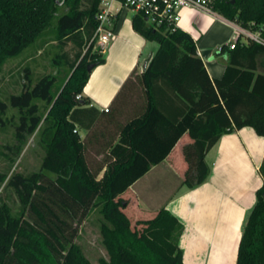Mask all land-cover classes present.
I'll return each instance as SVG.
<instances>
[{
    "label": "trees",
    "instance_id": "16d2710c",
    "mask_svg": "<svg viewBox=\"0 0 264 264\" xmlns=\"http://www.w3.org/2000/svg\"><path fill=\"white\" fill-rule=\"evenodd\" d=\"M100 3L0 0V72L8 58L48 33L78 48L73 58L66 51L54 58L69 68L59 87L52 74L33 82L26 67L23 89L7 100L0 97V127L11 121L6 114L15 108L18 142L44 125L46 152L38 171L0 172V188H12L20 205L14 214L0 201V264H93L75 240L79 225L95 209L109 256L99 264H185L179 245L183 223L165 206L137 215L128 189L166 159L185 134L191 141L182 147L188 164L182 183L189 187L207 178L206 155L222 134L251 126L264 136L263 44L243 43L239 36L224 75L212 78L188 32L156 29L140 13L132 16L134 29L159 44L143 72L131 73L107 109L89 105L87 97L77 99L93 68L105 61L93 39ZM212 6L264 39V0H212ZM131 93L140 100H131ZM38 101L47 104V115ZM93 152L101 159L90 157ZM260 170L264 179V164ZM236 264H264V184L243 229Z\"/></svg>",
    "mask_w": 264,
    "mask_h": 264
},
{
    "label": "crops",
    "instance_id": "0c3cea01",
    "mask_svg": "<svg viewBox=\"0 0 264 264\" xmlns=\"http://www.w3.org/2000/svg\"><path fill=\"white\" fill-rule=\"evenodd\" d=\"M112 8L108 25L115 35L103 53L105 61L93 68L82 92L89 105L99 110L112 103L133 71L143 72L148 58L159 46L134 29L133 11L122 10L118 2H113ZM179 27L195 40L209 75L221 78L229 61V43L238 35L237 23L222 15L211 16L185 7ZM240 40L248 42L244 37ZM223 45L227 47L221 49ZM129 98L140 100L136 93H131ZM129 108L132 110L133 105ZM80 133L86 134L84 130ZM190 141L185 134L166 159L153 165L130 186L128 190L133 189L132 194L138 196L131 209L140 216L151 215L165 206L183 223L179 245L185 264H236L243 229L256 203L257 190L264 184L260 170L264 164V136L251 126L222 134L206 155L210 167L207 178L194 187L182 183L188 166L182 147ZM92 154L97 160L102 157L96 152ZM163 176L173 180V190L154 205L147 195L155 192L156 182Z\"/></svg>",
    "mask_w": 264,
    "mask_h": 264
},
{
    "label": "rangeland",
    "instance_id": "374dc122",
    "mask_svg": "<svg viewBox=\"0 0 264 264\" xmlns=\"http://www.w3.org/2000/svg\"><path fill=\"white\" fill-rule=\"evenodd\" d=\"M129 15L131 16L132 12ZM54 23H56V20ZM96 46L102 48L98 43H96ZM77 50L78 48L72 42L62 45L59 41H55L52 33L43 35L21 54L7 59L0 72V97L7 100L12 93H19L23 89L25 84L23 74L26 67H29L31 70L33 82L42 75L52 74L56 76L55 88L59 87L63 84L69 68L66 65L60 67L55 63L54 58L57 54H61L64 51L68 52L73 58ZM86 50L87 45L83 48L82 52L85 53ZM38 102L42 111L47 115V104L43 101ZM18 115L17 110L10 107L6 118H11V121L9 120L6 126L0 127V150L9 155V157H6L0 153V172H6L9 175L17 170L29 172L42 169L46 153L43 140L44 125L35 133L28 134L23 143L20 144L18 142L14 125L18 119ZM7 146H10L11 149ZM89 156L92 157L94 155L89 153ZM168 177L163 176V178H159L156 182V188H154L155 192L147 195V198L154 205L158 204L159 200L164 199L172 192L173 180ZM3 188L4 186L0 188V201H7L11 206L12 212L17 214L20 210V205L13 189L10 187ZM132 191L133 189L128 191L129 195H132ZM133 197L138 200L137 194H134ZM126 212L131 218L134 217L130 210L127 209ZM134 222L135 220L132 219L133 224ZM100 225L101 214L98 209L92 210L88 217L79 225L78 236L75 240L82 246L85 254L93 264H99L101 257H109L102 242Z\"/></svg>",
    "mask_w": 264,
    "mask_h": 264
},
{
    "label": "built area",
    "instance_id": "2783aa9c",
    "mask_svg": "<svg viewBox=\"0 0 264 264\" xmlns=\"http://www.w3.org/2000/svg\"><path fill=\"white\" fill-rule=\"evenodd\" d=\"M113 2H118L124 11L142 14L149 25L166 32H173L180 28L181 11L185 7L199 9L211 16L220 15L213 8L212 0H101L100 11L97 15L99 24L93 39H96V43L102 47V53L105 52L115 35V30L108 25L110 16L113 14ZM237 33V38L241 36L264 45V39L258 30L254 31L237 23ZM235 41L229 43L231 48L235 47ZM80 98L82 95L78 94L77 99Z\"/></svg>",
    "mask_w": 264,
    "mask_h": 264
}]
</instances>
